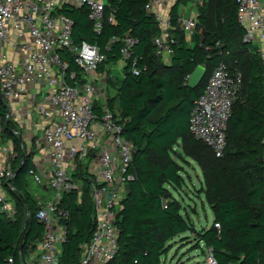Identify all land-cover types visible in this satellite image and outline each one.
<instances>
[{"label":"trees","instance_id":"1","mask_svg":"<svg viewBox=\"0 0 264 264\" xmlns=\"http://www.w3.org/2000/svg\"><path fill=\"white\" fill-rule=\"evenodd\" d=\"M147 3L105 0L99 32L88 8L64 5L61 10L74 21V42L97 46L107 56L99 69L102 74L107 66L123 61L126 38L136 41L133 54L141 74L134 75L133 63L126 62L122 79L107 77L109 92L114 94L105 107L121 116L124 137L137 149L130 169L135 180L127 185L118 220L119 251L108 264H164L175 238L197 233L172 193H181L185 186L184 169L173 158L180 142L185 157L202 170L200 193L214 214L212 227L198 233V242L212 251L217 264H264V68L257 48L243 40L237 0H178L171 10V35L176 41L171 65L157 55L154 40L161 31L155 17L145 11ZM189 3L197 4L198 17L188 42L178 20L180 8ZM61 55L72 63V71L80 73L72 57ZM222 62L240 72L243 82L228 124L225 155L216 158L191 135L189 126L195 102ZM198 66L205 67L206 76L198 88L191 89L188 79ZM96 107L101 115L103 107ZM5 113L0 105V114ZM14 130L15 124L5 122L3 138L13 141L18 157L12 163L15 178L3 185L17 216L9 219L0 204V264H26L45 236V226L36 218L43 205L28 190L26 180L32 156L24 154ZM60 207L70 215L60 264H81L83 247L96 229L88 184L81 195L65 193Z\"/></svg>","mask_w":264,"mask_h":264},{"label":"built area","instance_id":"2","mask_svg":"<svg viewBox=\"0 0 264 264\" xmlns=\"http://www.w3.org/2000/svg\"><path fill=\"white\" fill-rule=\"evenodd\" d=\"M169 1L148 0L145 7L160 28L154 45L164 63L172 59L176 43L171 35ZM64 5L88 8L90 20L98 32L101 30L105 0H0V105L6 109L5 115L0 114L1 210L9 219L17 216L3 185L16 176L12 163L18 154L3 138L4 124L11 122L19 128L30 127L34 136H28L27 142L19 130L14 133L21 136L25 154L32 156L27 175L50 195L36 214L45 226L38 260L26 264H60L68 232L65 222L70 218L60 203L65 193H81L86 184L91 189L96 229L91 242L83 247L81 264H108L119 251L118 220L127 185L135 180L130 169L137 149L124 137L121 116L105 107L108 85L99 69L107 56L97 46L74 42L75 24L61 12ZM237 5L243 40L257 48L264 68V0H237ZM196 23L194 12L188 17L180 11L178 28L189 40ZM125 42L122 62H132V72L139 76L141 70L133 54L136 41L128 37ZM62 53L73 58L80 73L71 70L72 63L64 60ZM242 82V74L222 62L191 113V135L216 158L225 155L228 124ZM97 104L103 107L101 115ZM215 227L220 229L219 224ZM208 257L207 264H217L211 250Z\"/></svg>","mask_w":264,"mask_h":264},{"label":"rangeland","instance_id":"3","mask_svg":"<svg viewBox=\"0 0 264 264\" xmlns=\"http://www.w3.org/2000/svg\"><path fill=\"white\" fill-rule=\"evenodd\" d=\"M180 9L181 11H185L188 17L190 16V13L192 11V8L190 6H187L185 8L181 7ZM108 75L114 78L122 79L124 77V64L112 65L110 71H108ZM39 134L41 138L42 133L39 132ZM177 147V152L181 153V149ZM173 158L180 165L186 167V182L190 191H185L189 194L190 198L184 195L183 201L176 191L172 190V193L175 198H178L181 202L184 203V207L188 211L189 218L192 221L191 223L194 225L197 233L188 232L177 237L175 239V243L179 242V244H174V242L172 243L174 244V246L169 254L165 257L164 261L165 264H207V260L209 258V250L203 243L198 242L197 236L198 233L203 229H210L212 227L214 222V214L208 203L205 201L204 196L200 198V195H203L200 193L202 184L199 182V178L202 179L203 182L202 171L194 161H192L191 159H187L186 157H184V155L177 156L176 153ZM185 159H187L188 163L185 161ZM26 180L28 183V190L31 193H37V190H39L40 188L39 185L34 183L29 176L26 177Z\"/></svg>","mask_w":264,"mask_h":264},{"label":"crops","instance_id":"4","mask_svg":"<svg viewBox=\"0 0 264 264\" xmlns=\"http://www.w3.org/2000/svg\"><path fill=\"white\" fill-rule=\"evenodd\" d=\"M178 2V0L175 2L174 0H170L169 1V5H168V9L171 11V9H172V7L175 5V3H177ZM187 6H190L191 8H192V11L191 12H194L195 14H197L196 16L198 17V7H197V4H194V3H192V4H187V5H184L183 6V8H185V7H187ZM168 10V11H169ZM180 11H181V9H180ZM191 14V13H190ZM187 41L189 42V41H191V38H190V40L187 38ZM192 43V42H191ZM190 43V44H191ZM171 61H172V59L170 60V62L169 63H165L166 65H171ZM121 64H124V67H125V63H123V62H120V63H118V65H121ZM111 67H112V65H109V66H107L106 67V70L104 71V73H103V76L105 75L106 76V81H107V77L109 76L108 75V71H110V69H111ZM102 74V73H101ZM189 79H190V77H189ZM189 79H188V83H189ZM107 85H108V82H107ZM113 92H109V89H108V97H109V95H111V96H113ZM16 128H17V130H19L21 133H22V136H23V139L27 142V137L29 136L30 137V139L32 138L33 139V134L30 132L31 131V129H30V127H25V126H23V127H21L20 126V128L18 127V126H16ZM28 130H27V129ZM17 137H19L20 138V142H21V136H17ZM4 143L5 144H7V145H12L13 147H14V143H13V141H11V140H5L4 139ZM27 145H28V143H27ZM177 148H180L181 149V153L180 152H177V149H175V151L177 152V154L179 155V156H181V155H184V151H183V146H182V142H180L179 143V145H178V147ZM24 150H25V148H24ZM25 154V153H24ZM184 157H185V155H184ZM185 161L188 163V161H187V159H185ZM193 161V160H192ZM24 163V162H23ZM22 163V164H23ZM186 163V164H187ZM182 166V165H181ZM183 167V169H184V171H183V177H184V179H185V186H184V189H183V191L181 192V193H178L179 194V197L180 198H182V200L184 201V195H186L187 197H189L190 198V196H189V194L185 191V190H189V188H188V186H187V182H186V167H184V166H182ZM202 171V170H201ZM203 175V174H202ZM199 182L202 184V187H203V185H204V178H203V182H202V179H200L199 178ZM84 186H86V185H83L82 186V190H83V188H84ZM5 189V188H4ZM202 189V188H201ZM190 191V190H189ZM6 193H7V191H6ZM33 193V195H35L34 197L37 199V200H39V202L42 204V203H46L47 201H48V199H49V194L46 192V190L44 189V188H39V190H37V193H38V195H37V193L36 192H32ZM82 194V191H81V193H80V195ZM201 194H203V195H200V198H202V196H204V193H201ZM7 196H8V194H7ZM174 196V195H173ZM175 199H177L178 201H180L178 198H175ZM204 199H205V196H204ZM205 201H206V199H205ZM181 202V201H180ZM182 203V206L184 207V203L183 202H181ZM184 209H185V211H184V213H186V214H188V216H189V213H188V211L186 210V208L184 207ZM191 220V219H190ZM192 222V221H191ZM214 223V222H213ZM176 239V238H175ZM175 239L171 242V245H172V248H173V246H174V244H179V242H176L175 243ZM174 242V244H172ZM29 260H31V261H37L38 260V254L37 253H32V254H30L29 256H28V261ZM165 260V259H164ZM164 264H165V261H164Z\"/></svg>","mask_w":264,"mask_h":264},{"label":"water","instance_id":"5","mask_svg":"<svg viewBox=\"0 0 264 264\" xmlns=\"http://www.w3.org/2000/svg\"><path fill=\"white\" fill-rule=\"evenodd\" d=\"M206 76V69L203 66H198L193 74L190 76L188 86L191 89H196L200 86ZM18 173V171H17Z\"/></svg>","mask_w":264,"mask_h":264}]
</instances>
